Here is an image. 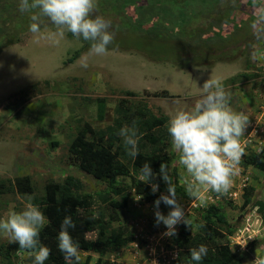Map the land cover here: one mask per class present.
<instances>
[{"label":"rangeland","instance_id":"1","mask_svg":"<svg viewBox=\"0 0 264 264\" xmlns=\"http://www.w3.org/2000/svg\"><path fill=\"white\" fill-rule=\"evenodd\" d=\"M154 4L165 16H170L169 11L177 5L175 1L166 6L165 0H149L143 10L154 7ZM178 4L182 8V0H178ZM259 6H264V0H235L234 4L232 0H223L215 8L205 6L207 9L201 10L209 16H231L232 22L229 20L225 24L230 26L226 34L234 32L229 37L231 43L240 40L241 34L232 36L237 32L240 20L245 21L242 31L247 35L241 43L236 44L233 51L231 48L228 53L226 51V59L209 62L194 61L184 44L158 39L156 48H150V52L155 51L166 58L163 61L137 50H108L104 55L84 52L73 64L65 65L85 47V43L67 31L59 43L40 38L41 33L54 31V25L41 29V33L29 32L21 37L19 45L4 49L0 53V183L6 184V193H0V219H6L11 211L20 212L28 203L34 204L36 199L43 198L50 181L63 183L73 176L83 186L82 194L96 195L102 190L103 187L92 176L72 164L69 146L85 123H90L97 130L110 126L115 119V108L120 99L127 97V92L137 94L130 98L131 102L141 103L156 116H166L170 120L176 112L194 106L207 79H218L231 93L232 109L243 110L249 116V126L245 136L241 137L242 142H246V155L262 152L264 40H256L250 27V20L255 18ZM139 14L145 15L143 11ZM186 22L190 24L188 18ZM194 24L198 27V23ZM174 27L180 33L187 31V26L180 22ZM11 39V36L7 37L8 41ZM253 51L262 58L253 61ZM85 62L87 68L82 67ZM129 159L123 160L128 162ZM242 162L240 172L226 194L208 192L203 204L188 196L177 197L185 209L186 219L194 224V228L198 221L195 210L210 204L221 203L232 223L240 219L238 234L232 238L238 255L249 252L252 240L258 243L264 240V221L260 212L250 207L242 210L245 188L253 186L259 192L264 185V172L246 168ZM173 167L179 169L181 183L184 184L188 175L185 168L179 162ZM16 178H29L31 192H18L14 185ZM121 182L128 184L130 180L121 179ZM129 193L127 207L118 210V214L120 223L131 228L136 241L116 258L117 263L135 264L138 261V264H152L155 260L160 264L165 255L175 258L177 247L172 242L173 237L162 235L167 231L162 223L156 226L154 206L143 198L136 200L141 196L136 195L135 190ZM258 194V198L264 200V193ZM115 198L121 201V197ZM183 224L176 226L177 233ZM10 243V237L0 233V244L6 246ZM262 249L260 246L254 252L250 251L245 264H251L256 256L264 257ZM22 256L23 264L27 259L30 261V254L23 252Z\"/></svg>","mask_w":264,"mask_h":264},{"label":"trees","instance_id":"2","mask_svg":"<svg viewBox=\"0 0 264 264\" xmlns=\"http://www.w3.org/2000/svg\"><path fill=\"white\" fill-rule=\"evenodd\" d=\"M148 1L97 0L95 15L111 20L109 31L115 33L114 41L108 46V50H137L147 53L157 61H163L166 58L159 56L155 51L150 52V48H156L158 39L160 41L162 39L184 44L194 61L198 63L209 62L226 59L228 49L231 48L233 51L236 44L241 43L242 38L247 35L243 34L242 25L245 21L241 19L235 30L237 32L232 36L238 37V34H241L240 40L229 42V37L234 32L226 34L225 31L230 29V26L225 24L229 20L232 22L231 16L219 18L201 11L206 10V7H214L223 0L195 2L182 0L183 9L178 0H165L166 6L174 1L177 4L169 11L170 16L160 13L157 4L143 10ZM18 5L19 0H0V53L10 45L20 44L21 37L30 32L31 14L21 13ZM139 11H143L145 15H140ZM107 12L115 16H110ZM187 18L190 24L187 22L185 24ZM254 19L251 18V23ZM177 22L187 26V31L177 32L174 27ZM194 23H198V27ZM50 26L53 25L47 23L46 27L42 26L41 29ZM9 36L12 39L8 41ZM80 39L85 43V47L77 51L65 65L74 63L84 52L90 51L91 42ZM136 95L134 92H127V97L119 100L115 108L114 122L110 126L97 130L90 123H85L78 129L75 139L69 146L72 164L92 176L103 187L102 190L96 195L82 194L83 186L78 184L75 177L70 176L63 183L50 181L45 187L43 198L34 201V205L38 206L47 218V223L39 236L41 243L51 250L45 264H67L64 254L58 249V235L63 219L69 215L76 225L74 229L69 230L73 240L79 242L82 251L99 255L95 263L93 257L89 256L86 261H80V264H115L107 263L104 257L108 254L117 257L136 241L131 228L120 223L118 210L127 207L130 190H135L136 195L153 206L154 201L162 193L167 194V185L159 176L161 163H166L172 171L177 197L187 196L184 184L181 183L179 169L173 167L179 162L180 154L171 145V137L167 130L169 118L158 117L147 106L131 102L130 98ZM165 95L169 97L168 92H165ZM133 121L140 136L138 155L135 158L128 155L123 138L119 135L120 129L125 125L131 126ZM128 157L130 159L125 162L123 159ZM144 163H150L153 172L157 174L153 181L159 184L156 193H152L149 183L139 179L140 169ZM242 163L246 168L253 167L264 172V150L246 155ZM121 179H129L130 182L123 184ZM14 185L21 194L31 192L29 178H16ZM261 192L264 193V185L259 192L253 186L246 188L242 210L245 211L248 207L257 208L264 221V200L258 198V193ZM0 193H6V184L3 182L0 183ZM115 197H121V201ZM227 203L233 206L231 202ZM170 210L161 202L162 213H168ZM195 214L198 217L196 228L191 222L189 226L183 224L180 232L172 238L173 244L178 248V258L173 264H197L191 259L190 249L198 248L201 244L208 247V254L199 264H245L250 251L254 252L262 246L264 252V240L259 243L255 240L249 244V252L244 251L242 255H238L231 244V237L238 234L241 220L237 219L232 223L221 203L203 206L196 209ZM23 252L30 254L29 251L22 250L16 242L6 246L0 244V264H23ZM33 261L34 257L31 255L30 261L27 259V263L24 264H33Z\"/></svg>","mask_w":264,"mask_h":264},{"label":"clouds","instance_id":"3","mask_svg":"<svg viewBox=\"0 0 264 264\" xmlns=\"http://www.w3.org/2000/svg\"><path fill=\"white\" fill-rule=\"evenodd\" d=\"M18 8L21 13L31 14L29 31L32 33H41L42 26L46 27L47 23L54 25V31L41 33L40 36L53 43H59L67 31L72 37L90 41V53L104 55L114 41L115 33L109 31L111 20L95 15L97 0H19ZM250 27L256 40H264V6L258 7ZM251 58L255 61L262 57L253 51ZM82 67L87 68V63ZM231 99V93L220 80L209 78L203 83L202 95L194 106L176 112L167 125L171 145L180 154L179 164L188 174L184 178L185 194L201 204L206 202L205 195L208 192L226 194L231 189L234 177L240 172L242 157L246 155V142H242L241 137L245 136V130L249 126V116L243 110L234 111L230 106ZM119 135L123 138L128 155L135 158L140 139L135 121L131 126L122 127ZM156 176L150 163H144L139 179L151 185L152 193L159 190V184L153 182ZM159 176L167 185V194L162 193L154 201L155 224L159 226L162 223L166 227L167 231L163 236L173 237L177 234L176 226L180 223L189 226V221L184 207L178 202L176 184L166 163L160 164ZM245 191L246 188L243 194ZM161 202L171 209L167 215L160 211ZM46 223L47 218L40 208L28 203L22 211H11L6 219H0V233L18 243L22 250L29 251L34 257L33 264H45L51 250L41 243L39 236ZM75 227L72 217L65 216L58 235L59 251L64 254L67 264H80V261H86L89 256L93 257L95 263L99 255L82 251L79 242L73 240L69 230ZM207 254L208 247L205 244L190 249L191 259L197 264ZM118 256L108 254L104 260L118 264ZM107 257L111 260L106 259ZM177 258L178 248L175 258L170 259L165 255L160 264H173ZM152 264L157 262L153 260ZM251 264H264V257L256 256Z\"/></svg>","mask_w":264,"mask_h":264},{"label":"crops","instance_id":"4","mask_svg":"<svg viewBox=\"0 0 264 264\" xmlns=\"http://www.w3.org/2000/svg\"><path fill=\"white\" fill-rule=\"evenodd\" d=\"M68 37H69V35H68ZM17 46V45H16Z\"/></svg>","mask_w":264,"mask_h":264}]
</instances>
